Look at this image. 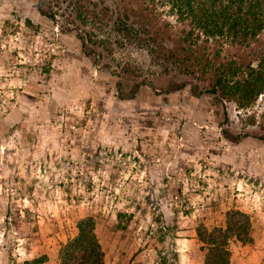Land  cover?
I'll return each mask as SVG.
<instances>
[{"label": "rangeland", "instance_id": "rangeland-1", "mask_svg": "<svg viewBox=\"0 0 264 264\" xmlns=\"http://www.w3.org/2000/svg\"><path fill=\"white\" fill-rule=\"evenodd\" d=\"M144 2L0 0V264H53L87 215L105 264H162L170 249L198 264L196 229L234 209L252 239L230 241L229 264H264L260 103L244 112L194 96L195 79L151 59L133 36L150 29L132 15ZM150 9L151 26L174 23Z\"/></svg>", "mask_w": 264, "mask_h": 264}, {"label": "trees", "instance_id": "trees-1", "mask_svg": "<svg viewBox=\"0 0 264 264\" xmlns=\"http://www.w3.org/2000/svg\"><path fill=\"white\" fill-rule=\"evenodd\" d=\"M144 4L132 15L150 29H145L143 39L137 32L133 36L145 45L151 59L167 71L195 79L190 86L194 96L209 94L216 104H231L244 112L260 103L252 124L261 132L254 136L264 140V0H145ZM151 7L166 8L174 23L163 21L151 26ZM38 8L42 15L56 20L52 11ZM226 43L248 50L251 57L247 53L234 58L224 55L221 49ZM186 84L174 82L169 90ZM224 135L232 141L239 139L228 131ZM76 228V235L60 245L53 264H105L95 218L87 215L78 219ZM196 236L203 264H229L230 241L248 243L252 239L247 214L235 209L226 212L223 226L197 228ZM160 260L162 264H180L175 249H170L169 256L162 254ZM46 261V255H41L25 264Z\"/></svg>", "mask_w": 264, "mask_h": 264}, {"label": "crops", "instance_id": "crops-1", "mask_svg": "<svg viewBox=\"0 0 264 264\" xmlns=\"http://www.w3.org/2000/svg\"><path fill=\"white\" fill-rule=\"evenodd\" d=\"M192 242L194 241L195 242V238H192V239H190ZM194 244V243H193ZM187 249V248H186ZM186 249H184V248H182L181 250L182 251H184V250H186ZM188 253H191V250L190 249H188ZM198 264H203V262H202V260H200V261H198Z\"/></svg>", "mask_w": 264, "mask_h": 264}]
</instances>
